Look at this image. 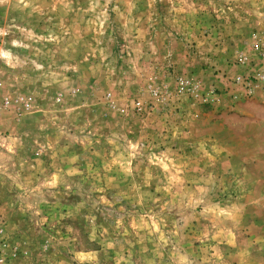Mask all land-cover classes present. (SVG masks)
<instances>
[{
    "label": "rangeland",
    "instance_id": "1",
    "mask_svg": "<svg viewBox=\"0 0 264 264\" xmlns=\"http://www.w3.org/2000/svg\"><path fill=\"white\" fill-rule=\"evenodd\" d=\"M258 40L264 0H0L4 264H264Z\"/></svg>",
    "mask_w": 264,
    "mask_h": 264
},
{
    "label": "built area",
    "instance_id": "2",
    "mask_svg": "<svg viewBox=\"0 0 264 264\" xmlns=\"http://www.w3.org/2000/svg\"><path fill=\"white\" fill-rule=\"evenodd\" d=\"M252 47L254 48L256 55L260 58L261 62L259 67L256 69V71H253L250 76L251 78H248L245 80L244 86H249L250 84L253 85H261V88L264 91V48L262 47V42L261 40L255 41L252 45ZM245 57H240V61H244ZM236 81H239V77L236 78ZM177 83V88L178 91L180 93L186 91V90H195L197 89V83H195L194 85L191 84L190 79L186 78V77H178L176 80ZM26 100V99H25ZM23 98L21 101H23V106L25 108L28 107V103L25 101ZM133 110L135 111H140L141 110V106H140V102L136 101L133 105ZM2 226L0 225V264H4V260H5V253L4 250L6 249V243L5 241L2 239Z\"/></svg>",
    "mask_w": 264,
    "mask_h": 264
}]
</instances>
